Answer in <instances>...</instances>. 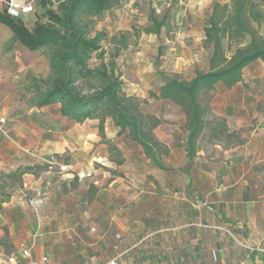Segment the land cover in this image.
Masks as SVG:
<instances>
[{
	"label": "crops",
	"instance_id": "1",
	"mask_svg": "<svg viewBox=\"0 0 264 264\" xmlns=\"http://www.w3.org/2000/svg\"><path fill=\"white\" fill-rule=\"evenodd\" d=\"M212 2L179 0L176 35L203 39ZM242 74L235 86L209 92L205 119L225 127L222 135L205 129L193 157L183 128H154L168 149L160 165L116 141L107 123L103 136L121 154L116 164L96 119L74 123L52 105L10 115V96L0 92V183H9L0 200V264L12 256L24 264V249L49 264H264V94L245 103L264 69L255 62ZM52 158L73 168L48 172Z\"/></svg>",
	"mask_w": 264,
	"mask_h": 264
},
{
	"label": "trees",
	"instance_id": "2",
	"mask_svg": "<svg viewBox=\"0 0 264 264\" xmlns=\"http://www.w3.org/2000/svg\"><path fill=\"white\" fill-rule=\"evenodd\" d=\"M228 1H213L203 27V43L211 46L207 70L197 71L191 80L176 76L163 78L156 89L149 92L150 98L170 101L180 108L186 134L184 147L189 158L195 155L198 139L205 129L214 125V130L222 135L225 127L223 122L205 119L207 108L201 104L200 94L211 92L216 85L224 89L235 86L242 80L244 69L255 62L264 69V32H260V27L264 29V0ZM114 2L58 0L54 10L51 0H37L35 6L43 12L40 18L34 19L37 22L33 29L28 30L19 18H11L5 11L0 13V23L6 24L28 50H48L50 73L43 80L44 89L37 87L36 107L52 105L59 115L74 123L96 119L99 135L109 151L116 153L112 157L116 164L122 162L116 146V141L122 139L127 147L139 149L144 158L160 165V158L168 153L152 133L160 122L144 115L140 101L124 91L125 85L115 73L114 59L128 48L124 36L108 64L103 62L105 51L100 46L106 34L98 31L89 37L92 19L112 9ZM149 17L152 26L145 31L160 34L167 24L166 18L158 21L152 14ZM253 22L255 27L251 25ZM160 54L161 48L158 56ZM93 55L99 59V64L91 68L88 61ZM107 123L116 131L115 143L103 136ZM2 185L0 183L1 188Z\"/></svg>",
	"mask_w": 264,
	"mask_h": 264
},
{
	"label": "rangeland",
	"instance_id": "3",
	"mask_svg": "<svg viewBox=\"0 0 264 264\" xmlns=\"http://www.w3.org/2000/svg\"><path fill=\"white\" fill-rule=\"evenodd\" d=\"M51 1L52 8L55 10L58 0ZM114 1L115 5L112 9L92 19L89 37L94 36L98 31L106 34L107 37L101 41L100 46L105 51L103 62L108 64L110 56L115 52V47L124 36L128 48L114 59L115 73L121 77L125 85L124 91L137 97L144 115L159 120L160 123L156 128L181 130L184 119L180 108L170 101L150 98L149 92L155 90L163 78L176 76L191 80L196 76L197 71H206L211 46L204 45L197 34L185 37L176 35L180 27L175 25L177 18L174 17V11L179 0ZM196 1L209 4V0ZM212 1L223 3L228 0ZM4 11V7L0 5V13ZM210 11H204L207 17ZM42 12L43 10L36 6L33 14L21 16L19 19L28 30H31L37 22L34 19L40 18ZM151 14L158 21L166 18L167 24L158 35L145 31L152 26V20L149 17ZM204 20L206 21L207 18ZM251 25L256 26L255 22ZM260 32H264L262 27ZM160 48L161 54L158 56ZM47 53L46 48L28 50L12 35L6 24L0 23V92L10 96V115L19 112L14 114L25 117L30 111H35L37 87L44 89L43 80L50 73ZM98 62L96 55L88 61L91 68L96 67ZM246 88L245 103L246 106L251 107L254 105L253 100L264 94V79L248 84ZM210 96L211 93L201 94L202 104L209 103ZM212 120L211 118L210 121ZM106 146L105 144L103 148ZM114 155H116L115 151L110 150V157H115ZM51 161L56 162L54 158L49 160ZM1 183L3 188L0 187V200H3L9 189V183L4 180Z\"/></svg>",
	"mask_w": 264,
	"mask_h": 264
},
{
	"label": "built area",
	"instance_id": "4",
	"mask_svg": "<svg viewBox=\"0 0 264 264\" xmlns=\"http://www.w3.org/2000/svg\"><path fill=\"white\" fill-rule=\"evenodd\" d=\"M36 1L37 0H0V5L4 7L5 13L11 18L18 19L21 16H26L33 14L36 10ZM3 122V119H0V123ZM73 168L71 163H60L51 161L47 164L48 172H55L60 176L68 172ZM90 173H86L85 177H89ZM20 256L25 260L24 264H49L48 256H43L39 261L32 260L29 256V250L24 249ZM8 264H17L18 260L16 256L10 257L8 259ZM104 264H119L117 260L113 259L111 261L105 262Z\"/></svg>",
	"mask_w": 264,
	"mask_h": 264
}]
</instances>
